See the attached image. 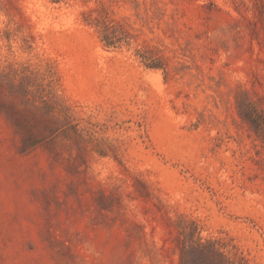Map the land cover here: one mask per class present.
<instances>
[{"label": "rangeland", "instance_id": "rangeland-1", "mask_svg": "<svg viewBox=\"0 0 264 264\" xmlns=\"http://www.w3.org/2000/svg\"><path fill=\"white\" fill-rule=\"evenodd\" d=\"M0 264H264V0H0Z\"/></svg>", "mask_w": 264, "mask_h": 264}, {"label": "trees", "instance_id": "trees-1", "mask_svg": "<svg viewBox=\"0 0 264 264\" xmlns=\"http://www.w3.org/2000/svg\"><path fill=\"white\" fill-rule=\"evenodd\" d=\"M105 42L106 44H111L110 41H108V39L105 37ZM143 59L147 60L146 57H143Z\"/></svg>", "mask_w": 264, "mask_h": 264}]
</instances>
